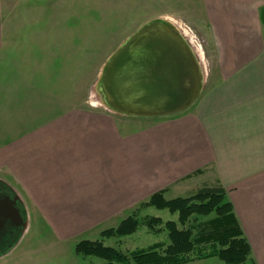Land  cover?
<instances>
[{
	"label": "crops",
	"instance_id": "crops-1",
	"mask_svg": "<svg viewBox=\"0 0 264 264\" xmlns=\"http://www.w3.org/2000/svg\"><path fill=\"white\" fill-rule=\"evenodd\" d=\"M183 7L211 42L188 109L158 117L44 112L1 149L0 181L23 202L27 226L0 252V264H80L77 243L99 239L155 192L165 196L197 177L226 190L264 264V0Z\"/></svg>",
	"mask_w": 264,
	"mask_h": 264
},
{
	"label": "rangeland",
	"instance_id": "rangeland-1",
	"mask_svg": "<svg viewBox=\"0 0 264 264\" xmlns=\"http://www.w3.org/2000/svg\"><path fill=\"white\" fill-rule=\"evenodd\" d=\"M187 1L0 0V151L12 139L22 136L17 133L24 126L38 125L44 112L53 115L55 110L112 109L104 101L100 88L108 60L131 35L152 20L168 21L187 39L203 75L204 51L211 42L204 31L184 16L183 4ZM3 169L0 165V176L5 178ZM211 184L207 178L197 177L171 187L165 196L168 199L191 196L201 186ZM20 203L23 206L21 200ZM136 210L142 219L147 216H158L164 221L178 218L177 213L153 206L140 205ZM23 213L26 218V212ZM213 216L199 217V220ZM167 234L166 230L153 233L140 225L132 235L104 241L128 252L156 242L168 243ZM20 236L19 233L16 237ZM255 249L256 256H260L261 247ZM253 255L252 261L244 264H261ZM68 261L62 264H70ZM79 262L91 264L100 259L82 256ZM191 264L226 263L211 257Z\"/></svg>",
	"mask_w": 264,
	"mask_h": 264
},
{
	"label": "water",
	"instance_id": "water-1",
	"mask_svg": "<svg viewBox=\"0 0 264 264\" xmlns=\"http://www.w3.org/2000/svg\"><path fill=\"white\" fill-rule=\"evenodd\" d=\"M202 81L191 44L168 21L155 19L138 29L110 57L100 88L111 110L158 117L188 109L198 98ZM17 201V195L0 199V222L11 219L21 228V234L27 221L15 206Z\"/></svg>",
	"mask_w": 264,
	"mask_h": 264
},
{
	"label": "trees",
	"instance_id": "trees-1",
	"mask_svg": "<svg viewBox=\"0 0 264 264\" xmlns=\"http://www.w3.org/2000/svg\"><path fill=\"white\" fill-rule=\"evenodd\" d=\"M151 206L168 209L171 213H177L178 218L164 221L158 216H147L142 219L134 212L118 226L103 230L99 239L77 243L76 254L100 259V262L91 264H191L211 257H218L226 264L252 261V247L232 203L226 200L223 187L204 186L191 196L173 199H166L164 190H159L141 204L143 208ZM22 211L25 212L24 208ZM211 215L214 216L199 220V217ZM140 225H145L153 233L166 230L169 242H156L128 252L105 244V239L136 233Z\"/></svg>",
	"mask_w": 264,
	"mask_h": 264
},
{
	"label": "flooded vegetation",
	"instance_id": "flooded-vegetation-1",
	"mask_svg": "<svg viewBox=\"0 0 264 264\" xmlns=\"http://www.w3.org/2000/svg\"><path fill=\"white\" fill-rule=\"evenodd\" d=\"M13 191L8 188L5 184L0 183V199L14 198ZM20 213L23 215V207L20 203V201H17L15 205ZM21 228H17L13 225L12 220L9 218H5L0 222V252L5 249L14 239L15 237L20 233Z\"/></svg>",
	"mask_w": 264,
	"mask_h": 264
}]
</instances>
